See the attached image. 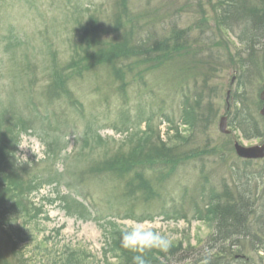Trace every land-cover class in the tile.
Returning a JSON list of instances; mask_svg holds the SVG:
<instances>
[{"label":"rangeland","instance_id":"obj_1","mask_svg":"<svg viewBox=\"0 0 264 264\" xmlns=\"http://www.w3.org/2000/svg\"><path fill=\"white\" fill-rule=\"evenodd\" d=\"M232 1L0 0V116L9 123L19 119L16 153L27 155L29 164L18 167L42 183L28 194L37 219L5 226L13 238L29 234L18 257L0 232V264H19L20 258L47 264L71 250L84 262L104 264L101 227L109 220L121 230L131 220L152 221L188 252L171 264H196L210 252L205 241L211 230L198 213L211 189L218 197L226 192L223 200H236L240 192L252 203L254 246L235 251L236 258L233 250L226 264H264V159L245 163L233 147L264 144V59L248 51L252 22L245 15L260 5ZM92 25L103 44L117 46L129 36L143 50L163 38L172 42L178 33L186 53L148 71L142 55L116 68L81 65L76 74L67 67L78 36L88 38L87 29L80 30ZM53 70L66 77V92L50 99L45 91ZM222 117L228 135L218 129ZM146 123L178 145L175 168L144 172L151 182L167 173L155 186L159 197L148 203L123 195L130 174L117 178L102 168ZM25 138L29 149L21 150ZM72 199L83 207L68 209ZM200 240L203 245L195 246Z\"/></svg>","mask_w":264,"mask_h":264},{"label":"trees","instance_id":"obj_2","mask_svg":"<svg viewBox=\"0 0 264 264\" xmlns=\"http://www.w3.org/2000/svg\"><path fill=\"white\" fill-rule=\"evenodd\" d=\"M257 1L260 7L254 11L245 13V15L247 14L246 16L250 15L249 19L252 22L250 31L253 45L252 49H248V51L256 53L258 51L259 53L257 54H260L261 59H264V0ZM232 3H235L234 0ZM86 29L89 32L87 33L88 38H84L82 34L78 36L80 40L74 48L75 57L70 62L69 67H67V70L73 71L76 74H79V67L81 65H89L90 67L107 65L116 68L118 63L127 62L132 57L142 55H144L142 58L145 59L143 62L147 64L148 69L146 68V70L148 71L164 66L175 57H181L182 52L186 53L187 49L184 45L180 44L182 37L178 33H175V35L172 33V42L171 39L163 38L143 50L141 48L142 46L133 45L130 39H128L129 36H125L121 44H117V46L114 44L108 46L99 42L97 39L98 33L96 26L94 27L92 25L90 28L83 27L80 31H85ZM105 46L111 49H106ZM130 69H132L131 65ZM137 74L140 76L141 71ZM50 77V84H48L45 92L52 99L57 94L66 92L64 88L66 77L62 72L56 70L50 73ZM118 78L120 80L124 79L123 75H120ZM183 114L184 118L189 122L190 111L186 108ZM18 122L19 119L13 123H9L3 112L0 116V232H2V238H6L5 240L9 242L11 255L15 256V258L21 254L19 245L24 242L25 238H28L29 234L26 232L22 236L18 235L17 238H13L5 230V226L11 227V223H15L16 221L30 224L37 219L38 212L34 210V205L29 200L28 194L36 188L38 190L39 186L42 185L37 176L28 177L27 169L19 168L15 163L14 157L20 135V132H15V127ZM24 130L22 132H26L27 128ZM125 145L128 149L125 151L120 150L116 154L117 156L103 165V172L110 173L117 178H125L130 174L126 178L127 181H124L125 188L123 195L126 197H130L131 199L139 197L141 200L143 198L146 203L152 197L155 198L156 196L158 198L159 195L155 192V186L159 185V179L165 177L167 173L162 174L156 182H151L145 178L144 172L159 169L164 165L175 168L178 163L176 152L178 145L170 144L169 139L165 141L160 139L159 133H156L149 123L146 124L144 131L137 132L128 137ZM131 174H133L132 179H130ZM226 194L225 192L223 196L219 195L220 197H218L211 189L209 202L203 207L205 208L202 211L204 214L202 212L198 213L199 220H203L210 227L211 232L205 241L210 252L207 253L208 255L205 260L198 261L196 264H226V259L233 250L234 254L235 251L242 253L248 247L246 246L247 244H253L255 238L250 234L249 228L251 226L248 223L249 216L253 211L250 209L252 203L248 204V199H245L247 197H243L240 192H237L236 200H232L231 202L223 200V198H226ZM81 197L84 199L83 195ZM67 200L69 201L70 198L68 197ZM78 207L81 208L83 206L72 199L68 209L72 210ZM67 212L70 213L69 210ZM132 216L133 212L129 214V217ZM101 229L104 232L102 235L104 243L102 250L104 264H133V256L139 253L122 246L120 239L121 229L117 223L109 220ZM19 230L21 231L23 229L20 228ZM202 243L204 242L200 240L195 246L203 245ZM182 245L183 243L181 242L173 243L166 252L153 249L146 250L143 255L149 264H171V260L176 256L188 253ZM2 254L0 247V256ZM236 256L235 254L233 257L236 258ZM19 262V264H25L23 258H20ZM2 264L8 263L5 260L2 261ZM47 264L93 263H88L86 260L84 262V259L79 255L77 250H71L65 257L61 255L58 258H50Z\"/></svg>","mask_w":264,"mask_h":264},{"label":"clouds","instance_id":"obj_3","mask_svg":"<svg viewBox=\"0 0 264 264\" xmlns=\"http://www.w3.org/2000/svg\"><path fill=\"white\" fill-rule=\"evenodd\" d=\"M27 138L18 148L29 149L27 146ZM15 163L17 166L29 164L27 155L15 153ZM152 221H129L121 230V244L124 248L139 253L133 256V264H149L143 253L146 250H159L166 252L172 244L169 235L157 231L152 226Z\"/></svg>","mask_w":264,"mask_h":264},{"label":"water","instance_id":"obj_4","mask_svg":"<svg viewBox=\"0 0 264 264\" xmlns=\"http://www.w3.org/2000/svg\"><path fill=\"white\" fill-rule=\"evenodd\" d=\"M229 96V93L227 94ZM260 100L263 102L262 109L260 111V115L264 118V91L260 96ZM219 131L222 134L228 135L229 132L227 131V119L222 117L219 120ZM234 151L237 157L243 160H261L264 159V144L260 146L254 147H244L237 142L234 143Z\"/></svg>","mask_w":264,"mask_h":264}]
</instances>
